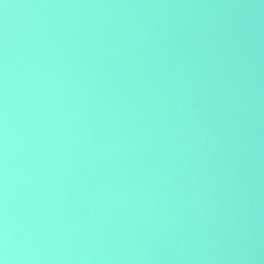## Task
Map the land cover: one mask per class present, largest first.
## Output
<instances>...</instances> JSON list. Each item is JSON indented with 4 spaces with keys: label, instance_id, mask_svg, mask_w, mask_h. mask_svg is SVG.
<instances>
[{
    "label": "water",
    "instance_id": "95a60500",
    "mask_svg": "<svg viewBox=\"0 0 264 264\" xmlns=\"http://www.w3.org/2000/svg\"><path fill=\"white\" fill-rule=\"evenodd\" d=\"M0 264H264V0H0Z\"/></svg>",
    "mask_w": 264,
    "mask_h": 264
}]
</instances>
